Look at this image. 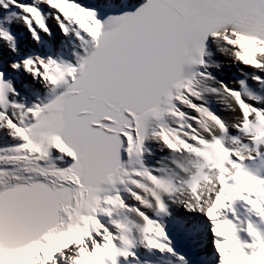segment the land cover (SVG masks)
Here are the masks:
<instances>
[{
  "label": "snow or ice",
  "instance_id": "snow-or-ice-1",
  "mask_svg": "<svg viewBox=\"0 0 264 264\" xmlns=\"http://www.w3.org/2000/svg\"><path fill=\"white\" fill-rule=\"evenodd\" d=\"M0 264H264V0H0Z\"/></svg>",
  "mask_w": 264,
  "mask_h": 264
}]
</instances>
